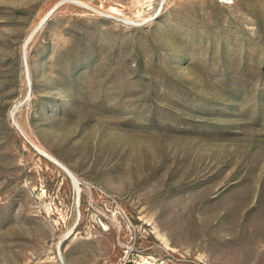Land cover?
Here are the masks:
<instances>
[{
    "label": "rangeland",
    "instance_id": "rangeland-1",
    "mask_svg": "<svg viewBox=\"0 0 264 264\" xmlns=\"http://www.w3.org/2000/svg\"><path fill=\"white\" fill-rule=\"evenodd\" d=\"M124 261L264 264V0H0V264Z\"/></svg>",
    "mask_w": 264,
    "mask_h": 264
},
{
    "label": "water",
    "instance_id": "water-1",
    "mask_svg": "<svg viewBox=\"0 0 264 264\" xmlns=\"http://www.w3.org/2000/svg\"><path fill=\"white\" fill-rule=\"evenodd\" d=\"M56 9V8H55ZM55 9L50 13V14H48L47 15V17L40 23V25H39V27L37 28V30L36 31H38L43 25H44V23L49 19V17H50V15L55 11ZM35 31V32H36ZM34 36V34L29 38V40H31V38ZM60 167H62L67 173H69V175L73 178V179H76L75 178V176L74 175H72V173H70L69 171H68V169L67 168H65L64 166H62V165H60ZM70 236V233L65 237V238H63L60 242H59V250H58V253H59V256H60V259L64 262V259H63V255H62V253H61V250H60V246H61V244L63 243V241L66 239V238H68Z\"/></svg>",
    "mask_w": 264,
    "mask_h": 264
},
{
    "label": "built area",
    "instance_id": "built-area-1",
    "mask_svg": "<svg viewBox=\"0 0 264 264\" xmlns=\"http://www.w3.org/2000/svg\"><path fill=\"white\" fill-rule=\"evenodd\" d=\"M122 264H127V262H126V261H124Z\"/></svg>",
    "mask_w": 264,
    "mask_h": 264
},
{
    "label": "bare ground",
    "instance_id": "bare-ground-1",
    "mask_svg": "<svg viewBox=\"0 0 264 264\" xmlns=\"http://www.w3.org/2000/svg\"><path fill=\"white\" fill-rule=\"evenodd\" d=\"M60 165V164H59ZM72 175H73V173H72Z\"/></svg>",
    "mask_w": 264,
    "mask_h": 264
}]
</instances>
